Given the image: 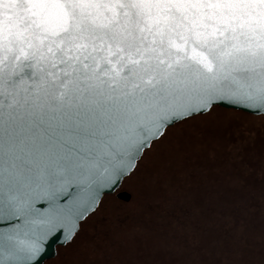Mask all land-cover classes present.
<instances>
[{
  "label": "snow or ice",
  "instance_id": "obj_1",
  "mask_svg": "<svg viewBox=\"0 0 264 264\" xmlns=\"http://www.w3.org/2000/svg\"><path fill=\"white\" fill-rule=\"evenodd\" d=\"M222 105L264 117V0H0V264L75 243L162 145L206 150L172 130Z\"/></svg>",
  "mask_w": 264,
  "mask_h": 264
},
{
  "label": "rangeland",
  "instance_id": "obj_2",
  "mask_svg": "<svg viewBox=\"0 0 264 264\" xmlns=\"http://www.w3.org/2000/svg\"><path fill=\"white\" fill-rule=\"evenodd\" d=\"M181 127L206 150L149 153L121 183L130 199L103 197L59 264H264V117L220 107Z\"/></svg>",
  "mask_w": 264,
  "mask_h": 264
},
{
  "label": "water",
  "instance_id": "obj_3",
  "mask_svg": "<svg viewBox=\"0 0 264 264\" xmlns=\"http://www.w3.org/2000/svg\"><path fill=\"white\" fill-rule=\"evenodd\" d=\"M221 108L229 109L228 106L222 105ZM121 194L118 199L123 200V201H128L130 199V193L124 189L120 190ZM102 198V197H101ZM63 237L57 235L53 240L49 242V244L45 248V253L43 254V259L41 261V264L52 257L55 256L56 254V248L57 246L63 245Z\"/></svg>",
  "mask_w": 264,
  "mask_h": 264
},
{
  "label": "flooded vegetation",
  "instance_id": "obj_4",
  "mask_svg": "<svg viewBox=\"0 0 264 264\" xmlns=\"http://www.w3.org/2000/svg\"><path fill=\"white\" fill-rule=\"evenodd\" d=\"M117 199H118V198H117ZM70 245L73 246V244H70ZM70 245H68V246L70 247ZM60 246H62V247H66L64 244H63V245H60ZM68 246H67V247H68ZM58 247H59V246H58ZM58 251H59V249L56 248V254H55V256L52 257V258H50V259L45 260L42 264H45L46 262H50V261H54L55 259H58V256H59ZM65 253H66V251L63 250V251H62V254H63L64 257H65ZM57 255H58V256H57ZM63 256H61V257H63ZM56 257H57V258H56ZM77 258H78V257H77ZM77 258H75L76 260H75V261H72L71 263H72V264H77V263H78ZM49 260H50V261H49ZM59 263H61L60 258L58 259V264H59Z\"/></svg>",
  "mask_w": 264,
  "mask_h": 264
},
{
  "label": "trees",
  "instance_id": "obj_5",
  "mask_svg": "<svg viewBox=\"0 0 264 264\" xmlns=\"http://www.w3.org/2000/svg\"><path fill=\"white\" fill-rule=\"evenodd\" d=\"M229 110H230V109H229ZM231 111H233V110H231ZM236 112H237V113H240V114L248 115V114H245V113H243V112H239V111H236ZM203 116H204V115H203ZM250 116H252V115H250ZM197 117H202V116L198 115ZM125 178H127V176L124 177L123 180H125ZM123 180H122V182H123ZM122 182H121V183H122ZM103 197H105V196H102V198H103ZM102 198H101V199H102ZM91 215H92V214H91ZM89 216H90V215H89ZM89 216H88V217H89ZM57 248L60 249V248H62V246H59V247L57 246ZM64 248H65V247H64ZM64 248H63V249H64ZM77 260H78V263H77V264H91V262H88L87 259H86L83 255H82L80 258H77Z\"/></svg>",
  "mask_w": 264,
  "mask_h": 264
}]
</instances>
